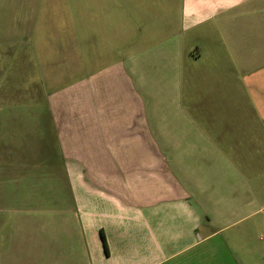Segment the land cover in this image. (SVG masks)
<instances>
[{"label":"crops","instance_id":"obj_1","mask_svg":"<svg viewBox=\"0 0 264 264\" xmlns=\"http://www.w3.org/2000/svg\"><path fill=\"white\" fill-rule=\"evenodd\" d=\"M51 2L32 18V0H0V264H264L260 224H244L264 209L244 192L255 165L228 159L260 110L219 97L262 92L264 0H108L87 58L85 18L81 38ZM151 23L165 34L155 73L193 65L187 85L138 84L130 45Z\"/></svg>","mask_w":264,"mask_h":264},{"label":"rangeland","instance_id":"obj_2","mask_svg":"<svg viewBox=\"0 0 264 264\" xmlns=\"http://www.w3.org/2000/svg\"><path fill=\"white\" fill-rule=\"evenodd\" d=\"M6 3L7 2H19L21 0H5ZM45 1L47 0H32V18H39L43 13L44 8L41 10L39 8V6L41 4H43ZM51 3H48L45 6V10L48 11L50 9H52L51 13L54 17L63 19L66 16L69 18L67 19L68 26H73V29L75 32H78L79 36H81V38L83 37V33L80 29V23L78 24L77 18L80 16H83L85 18L84 21V27H85V31H84V38H86V42L89 41V44H85L84 45V49H85V53H86V58L88 57V53L90 51V49L93 47V42L94 39L92 40V35H89L87 32V29L90 28V30H94L95 28V24H92L91 22L88 23V21H90L92 15L93 16H104L107 15L106 11H107V7H106V3L108 0H98L99 1V6L98 7H94V4H96V0H83L84 1V6H82V1L81 0H51ZM22 13V9L19 7L18 11L16 13V15L21 14ZM48 15V14H47ZM41 25L38 26V31H40L39 27ZM156 27L157 24L156 23H151L148 25L147 31L146 32H141V35L144 34L143 36H141L139 34V36H137L136 34H134V39L132 44L130 45L133 48L138 47L139 45V49L135 52H138V58H140L141 60H145V62H143L142 67L140 66V64H138V69L140 70L139 73L137 72V75L139 78H141L138 81V84L140 83V81H142L143 79L146 78V82L147 81H152V79L157 80V78L162 75V76H166L170 79H172V75L174 73V80H180L181 83H184L186 80L185 85H187L189 83L190 79H193L192 75H193V65H189V64H182L181 67H177V69H175V71H171L169 68V66H166L165 70H163L161 72V74L157 75L155 73V68H156V61H158L159 57H161L160 54V50L159 48L157 49V47H159V45H156L155 43L157 42H161L162 39L165 37V34L163 33H159L156 32ZM160 34L159 37H157V34ZM140 37H144V38H140ZM98 39V38H97ZM175 43L177 42V39L174 40ZM192 40H190L189 42H183L181 41V43H185L186 45H192ZM264 43V40H261ZM33 41H32V45H33ZM23 45V44H22ZM27 46H29V44H26ZM196 44H193V47ZM183 49H185L183 47ZM196 49V47H194V50ZM169 52V51H167ZM179 56V55H178ZM188 55L185 53V51L182 53L181 50V59L184 62L190 61L191 63L195 60V55H193L192 57L189 56L188 59L184 60V58H186ZM33 57V56H32ZM260 57L262 58L263 56H257V58ZM90 58V57H89ZM33 61V58H32ZM139 61V62H140ZM33 63L35 64V60L33 61ZM32 74V72H31ZM252 74L255 76L256 80L255 82L257 83L258 86L262 85L261 90L262 92H256L258 91L257 89L259 88H249L247 87V85L245 84V82H243V85H239V86H225L223 87V91L222 94L219 95V97H224L226 99H230L233 100V96L237 97V96H243L246 99H248L246 96H248V94H251L253 101H256V105H258V109L260 110V113H258L255 117L251 116L250 118H246L244 120H242L239 124V126L241 127V131H245L249 134H244L243 136H239L241 137V144L238 147V150H233L230 149L228 151L229 153V157L228 159L231 160H243L244 162H246V164L249 165V168H245V171L248 172V175L251 174L252 172V168L254 166L255 168V177L254 179L251 177L250 182L248 183V185H244V187H248V189H252V193L248 192L249 190H247V188H244V192L246 193L247 196H251L252 194L255 196V207L256 209L260 208L262 205H264V68L262 69H258L255 72H252ZM230 75H233L231 72L230 74L227 73L226 77H230ZM241 76L244 77V73H241ZM226 80H234V79H228L225 78ZM172 81L168 82L169 85H172ZM147 84V83H146ZM230 85L232 84V82L229 83ZM146 86V85H145ZM145 88H147V90L149 89L148 87H144L143 89V93ZM181 97H182V106L184 105L185 108H188V88L185 86V88L183 87L181 89ZM151 91V90H150ZM211 95V93H210ZM156 95L153 96L152 100L155 98ZM215 97L218 96H210L208 98L209 103H212V100L215 99ZM203 97L199 96L198 99L196 100V102H198L199 100H201ZM152 100L150 101V103L152 102ZM185 102H184V101ZM157 101L161 104V101L157 99L153 100V105L155 104L157 106ZM150 103L148 104V106L150 105ZM203 106L206 105V103L202 104ZM162 106H160L159 108H161ZM250 103L245 102L244 103V115L243 117H248V115H250ZM155 109V108H150ZM213 109V108H212ZM206 121V120H205ZM219 121V120H218ZM219 125V124H218ZM224 126V131H225V137H226V144L228 142H230L231 139L235 138L236 133H230V131H226L225 127H227L226 125L229 124H223ZM236 127V125H230V127ZM235 132H237L238 130H234ZM241 133V132H240ZM224 136V135H223ZM256 143V147L252 148V144L251 143ZM251 144V148L248 147V145ZM225 147V146H224ZM252 165H251V163ZM229 182V181H228ZM245 225H250V223H256V224H260V233H259V238L261 239V241H264V209L262 208L260 211L258 210L257 213H255L253 216L250 217V219L244 221Z\"/></svg>","mask_w":264,"mask_h":264},{"label":"trees","instance_id":"obj_3","mask_svg":"<svg viewBox=\"0 0 264 264\" xmlns=\"http://www.w3.org/2000/svg\"><path fill=\"white\" fill-rule=\"evenodd\" d=\"M105 239V238H104Z\"/></svg>","mask_w":264,"mask_h":264}]
</instances>
